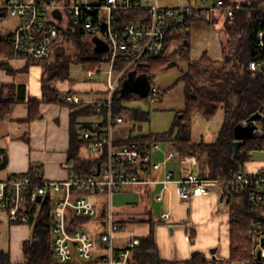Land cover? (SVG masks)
Here are the masks:
<instances>
[{
  "label": "built area",
  "instance_id": "obj_1",
  "mask_svg": "<svg viewBox=\"0 0 264 264\" xmlns=\"http://www.w3.org/2000/svg\"><path fill=\"white\" fill-rule=\"evenodd\" d=\"M241 7L238 1L225 5L223 0H217L213 6L202 3L183 7H160L157 0H4L0 3V9L7 15L21 20L10 36L11 57L25 58L33 63L49 60L62 31L80 25L92 32L93 39L98 37L107 44L109 50L103 55L111 65L107 80L109 98L94 102L95 116L107 108V126L100 129L98 125H89L82 131L87 150L98 161L94 173L72 174L63 181L46 179L41 173L37 176L13 174L0 180V214L12 225H24L31 224L32 217L36 221L41 211L47 209L53 233L52 250L57 262L89 263L95 256L97 238L83 229L80 222L99 215L98 204L92 196L102 193L112 196L124 186L153 182L145 178L146 174L164 168L168 160L176 158L183 172L179 178H175L172 172H166L162 181L164 189L174 183L177 195L190 200L220 188L223 198L227 190L240 199L246 197L251 203L249 212L254 219L249 230L253 242L251 257L231 261L228 257L210 253L207 256L209 264H264V167L255 172L245 169L225 182L200 176L195 170L199 168L196 156L180 157L176 151L170 150L165 160L158 162L152 154L160 149L159 143L148 146L140 140L125 141L113 137L114 127L125 121L124 117L115 116L113 112V95L123 80L135 71L139 75L138 68L152 60H180L181 46L187 41L185 37L194 12L222 10L233 18ZM57 10L61 13L60 19L54 15ZM118 65L122 67L118 68ZM262 66L261 61L250 62L252 70L262 69ZM98 72L100 69L89 70L87 75L90 78ZM156 99L152 91L151 100ZM66 101L78 103L81 99L69 95ZM257 126L254 134H262L263 127L259 121ZM40 196L41 201L38 200ZM162 199L163 194H160L158 200ZM162 218L169 220L171 214L163 213ZM117 228L118 224L110 214L107 232L100 235L107 249V264H128L130 251L116 252L114 249ZM140 244L139 238L130 241L133 247Z\"/></svg>",
  "mask_w": 264,
  "mask_h": 264
},
{
  "label": "trees",
  "instance_id": "obj_2",
  "mask_svg": "<svg viewBox=\"0 0 264 264\" xmlns=\"http://www.w3.org/2000/svg\"><path fill=\"white\" fill-rule=\"evenodd\" d=\"M3 1L0 0V3ZM223 1L225 5L232 4L230 0ZM241 4L242 7L235 11L233 18L226 16L223 29L226 37V41L222 43L223 57L220 59L212 58L206 52L199 59H191L187 71L182 75V80L185 83L186 108L179 111L175 119L173 129H177V136L172 138L171 134L155 135L148 133L130 136L125 141L140 140L148 146L164 141L169 142L180 157L196 156L198 158L200 176L221 179L225 182L231 181L237 173L246 169V163L252 157L250 152L264 150V0H247ZM216 12L223 11L194 12L190 19V28L194 22L204 23L208 26L215 25L218 21ZM4 15H7L6 11L0 9V17ZM11 34L12 32L0 35V56H11L9 41ZM189 34L190 31L186 35ZM68 44L74 45L75 52L73 55L67 54ZM181 50V59L190 57L191 44L188 38L181 46ZM53 56H55V60L52 62L46 60L41 64H44L46 68L47 80L54 82L70 79L72 56L76 58L77 62L84 64L86 71L100 68L101 64L106 61L103 54L94 51L92 32L80 25H75L71 30L64 29L62 31ZM255 60L262 62V69L252 70L250 68V62ZM176 63L177 61L170 62L165 58H159L142 65L138 70L140 74L148 75L152 83L151 71L154 70V67ZM117 67L121 68L122 65ZM121 87L122 84L119 85L113 95L115 116L125 118L130 113L134 118L143 117L145 112L140 109H129L125 102L133 98L150 101L152 90L147 98H143L137 93L124 95L121 92ZM10 103L11 100H5L0 95V120L4 119L8 113ZM29 103L33 107L37 100L30 99ZM68 104L72 110V126H75L80 116L95 114V103L68 102ZM219 109L224 112V122L217 139L214 142L193 141V114L198 112L210 119ZM102 112L104 113L98 116L100 118L98 128L100 129L107 126L105 116L107 108H104ZM256 113L262 114L259 123L263 127V133L254 134L252 138L244 140L241 148L235 154V126L238 123H246ZM85 126L83 125L80 129ZM77 130L72 131L73 142L70 159L74 163L73 174H93L98 161L95 157L82 159L77 156L79 142L84 140ZM224 198L233 205L228 258L231 261L250 258L253 242L249 230L254 220L249 212L251 203L246 197L240 199L238 195L227 190L224 191ZM234 198L238 201L241 200V204L237 200L234 202ZM234 216L237 218L234 219ZM31 226L34 227L33 236L22 242L23 255L26 261L13 263L9 252L0 251V264L58 263L52 250L53 233L50 212L44 208L36 221H34V217L31 218ZM127 250L130 251L128 264H209L207 256L202 252H195L190 259L181 262L161 259L153 227L147 236L141 238L139 246H130Z\"/></svg>",
  "mask_w": 264,
  "mask_h": 264
},
{
  "label": "crops",
  "instance_id": "obj_3",
  "mask_svg": "<svg viewBox=\"0 0 264 264\" xmlns=\"http://www.w3.org/2000/svg\"><path fill=\"white\" fill-rule=\"evenodd\" d=\"M237 1L234 0L231 3ZM195 3L193 6L198 4V0ZM20 22L19 19L18 24L10 28L7 34L13 32ZM2 27L5 29L4 25ZM3 29L0 27V35L4 34L1 33ZM45 69L44 64L33 63L25 58L0 56V95L5 100H11L8 113L4 119L0 120V180H5L13 174L25 173L35 174L34 176L41 173L44 178L56 181L70 178L74 170V163L70 159L72 131L78 129V134L80 133L82 138L84 128H80L83 125L97 126L100 122L98 116L97 121L90 122L81 120L83 116H80L75 126H72V110L66 97L78 96L83 103L104 101L109 98V95H103V92H108L107 83L102 85L93 81L90 84L72 85L69 80H66L51 84L46 81ZM92 77H88V80L92 81ZM81 92L88 93L91 98H83ZM30 99L37 100L33 107L29 103ZM130 136H134L133 133ZM129 137L125 139L114 137V139L127 140ZM83 142L84 140L79 142L77 156L82 159L92 158L85 157L87 148ZM155 151L152 154L154 160ZM169 151H165L166 156ZM251 162L250 160L246 163L247 171L255 172L264 167L263 162L249 169ZM168 171L172 172L175 178H179L183 172L180 161L176 158L170 159L164 168L147 173L145 178L153 182L124 186L112 196L105 193L93 195L92 199L99 207V215L82 220L80 225L97 238L94 259L89 263L75 261L66 264H107V249L100 235L107 232L110 214L118 224L113 240L116 252L128 249L132 239L141 240L153 227L161 259L181 262L190 259L195 252H202L208 256V242L216 244L219 241L215 221L211 220L214 217L213 214L218 212L225 214V217L220 220H222L221 226L224 229L227 244H230L232 211L228 213L229 217L227 210L222 209V202H227L225 198L223 200L221 198L222 190L217 188L220 193L216 190L190 200L181 199L176 193L174 183L164 189L162 181ZM115 194L120 197L130 196L134 201L132 204L136 205L126 208L118 205L114 209ZM160 194H163L162 200H158ZM53 196L56 194L53 193ZM163 213H170L171 218L169 220L162 218ZM1 217L0 215V224L3 220ZM12 226L17 229L15 240L18 244H21V240L30 239L27 232L21 233L18 227L30 229L31 224ZM18 253L14 258L10 253L12 262L24 263L26 260L22 247Z\"/></svg>",
  "mask_w": 264,
  "mask_h": 264
},
{
  "label": "rangeland",
  "instance_id": "obj_4",
  "mask_svg": "<svg viewBox=\"0 0 264 264\" xmlns=\"http://www.w3.org/2000/svg\"><path fill=\"white\" fill-rule=\"evenodd\" d=\"M154 1V0H151ZM196 0H157L158 5L160 7H183L189 5H195ZM217 0H198V4L205 3L207 6H213ZM234 0H230L233 2ZM247 0H238V2L242 3ZM250 1V0H248ZM218 21L215 25L208 26L204 23L194 22L190 28V34L185 37V40L188 38L191 44V55L189 58H182L177 60L176 64L171 65H160V67L153 68L151 71L152 76V87L151 90L155 92V96L157 99L155 101L151 100H137L135 98L130 99L125 102V105L129 109H140L146 114L140 118H134L132 114H127L125 116V121L123 123L117 124L113 131L114 137L117 138H128L131 133L134 136L145 135L148 133H153L155 135H164L171 134L172 138L177 136V129H173L175 119L177 113L179 111H183L186 108V100H185V83L182 80V75L188 69V63L192 59L201 58L206 52L212 58L220 59L223 57V49L222 43L226 41V37L223 33V29L225 27V14L221 12L217 13ZM19 18L12 17L11 15H6L4 18L0 17V27L3 29V25L5 29L2 30L1 33L3 35L7 34V31L18 24ZM3 23V24H2ZM1 31V30H0ZM67 54L73 55L75 52L74 45H67ZM55 60V56L50 60L51 62ZM71 71H70V79L71 84H85V83H93V81L98 82L102 85H106L108 80V73L111 68L109 62L105 61L101 64L100 72L95 74L92 77V81L88 80V75L84 64L77 62L76 58L72 56L71 58ZM135 74H138L135 71ZM48 76L46 75V81L51 84L56 83V81L47 80ZM65 93V92H64ZM83 98L89 99L91 96L86 92L80 93ZM103 95H109V92H103ZM83 121H97V116H83L81 118ZM224 122V112L222 109H219L217 113L210 119L205 118L202 114L195 112L192 116V138L195 142H200L204 140L206 142H214L217 139L218 133L221 130ZM161 149L156 150L154 153L155 161L161 162L166 158L167 150L175 151L169 142H159ZM87 148V147H86ZM86 152V151H85ZM93 157L94 155L87 150L85 153V157ZM251 164L249 165V169L254 168L257 164L264 162V150H256L253 152L251 157ZM177 164V163H176ZM175 165V164H174ZM199 167V166H197ZM195 170L198 171L197 168ZM217 192L220 193V190L217 189ZM221 196H223L221 194ZM222 198V197H221ZM236 198L233 199L236 202ZM228 201V200H227ZM134 202L130 196H113V206L116 209V206L121 205L124 208L132 207L136 204H132ZM241 204V200L238 201ZM222 209L227 210V214L230 211H233V205L229 202H222ZM2 217V223L0 224V251L10 252L12 257H16L20 252L21 244H18L15 240V235L17 232L16 227H13L7 220V218L0 214ZM214 217L211 218L212 222L216 224V235L219 241L216 244H212V242H208L207 249L209 254L213 248L217 249V254L220 256H228L230 247L227 244V240L225 237L224 229L221 226L222 220L221 218L225 217L223 212H218L213 214ZM229 216V214H228ZM230 217V216H229ZM20 228L21 233L27 232V235L31 238L33 236L34 227L31 226L30 229L26 227H18ZM212 229V227L210 228ZM19 230V229H18ZM212 234V232H211Z\"/></svg>",
  "mask_w": 264,
  "mask_h": 264
},
{
  "label": "water",
  "instance_id": "obj_5",
  "mask_svg": "<svg viewBox=\"0 0 264 264\" xmlns=\"http://www.w3.org/2000/svg\"><path fill=\"white\" fill-rule=\"evenodd\" d=\"M54 15L57 18H61L60 11H55ZM93 42L95 44L94 51L98 54H104L109 49L107 44L100 38L95 37L93 39ZM152 83L150 81V78L146 74H135V72L131 73L125 80L122 82L121 92L126 95L129 93H137L143 98H147L149 96V93L151 91ZM262 114L256 113L252 115L246 123H238L234 128V147H235V154L239 151L241 148L243 141L249 138H252L254 136L255 130L257 129V122L261 119ZM99 165H98V171L97 174H99ZM42 197H39V201H41ZM223 200V196H222ZM264 241V239H263ZM217 249L213 248L211 250V254H216Z\"/></svg>",
  "mask_w": 264,
  "mask_h": 264
}]
</instances>
